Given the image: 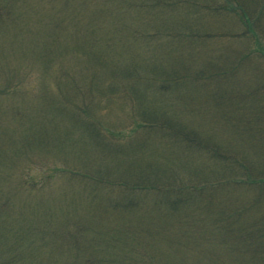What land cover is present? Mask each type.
I'll list each match as a JSON object with an SVG mask.
<instances>
[{"label": "trees", "instance_id": "trees-1", "mask_svg": "<svg viewBox=\"0 0 264 264\" xmlns=\"http://www.w3.org/2000/svg\"><path fill=\"white\" fill-rule=\"evenodd\" d=\"M33 1L37 0H19L18 4L14 0L4 5L0 13L2 25L19 21L24 26L27 9L33 13H28L30 17L39 15L29 4ZM46 1L51 12L41 16L45 20L40 27L43 33L36 38L64 33L69 28L64 24L63 10L76 8L78 15L70 16L74 22L70 23L73 37L65 36L73 44L45 45L38 53L40 66L47 68L56 54L62 59L73 51L84 55L91 69L80 73L82 83L76 82V77L68 71L60 70L64 75L60 85L63 98L52 97L54 103L49 100V110L43 114V121L49 125L52 122L53 126L31 120L26 110L14 109L20 127L10 139L11 148L7 152L0 148V172L3 167L15 166L18 153L12 147L18 148L17 152L30 147L29 137H46L57 129L63 132V137L77 136L79 140L59 141V146H70L86 159L79 163L78 169L58 170L69 172L68 177L79 186L83 197L89 198L85 209L89 217L73 216L75 212L66 207L68 203L79 202L74 194L56 203L65 206L61 215L59 209L42 203L40 198L37 201L27 198L26 208L20 204L19 215L9 216L10 212L14 213L16 198L1 187V253H12L8 256L11 264H21L15 250L22 251L27 264L34 254L45 252L52 256L55 249H60L58 259H47L45 264H62L60 258L66 254L72 255L70 264H187L191 257L182 260L183 243L174 236L176 233L168 232V221L161 223L147 215V220L139 223L148 225L151 237L165 238L163 247L150 242L146 230L129 238L126 233L130 242L127 246L134 247L132 254L113 252L118 247L123 249L126 240L114 232L106 233L110 212H105L108 218L103 229L104 223L106 228L103 234L99 233L100 208L114 213L117 210L118 218L112 219L124 227L128 221L124 217L134 214L140 209L142 199L155 192L158 201L169 206L166 215L172 209L177 217L176 206L181 199L192 204L196 213L203 201L216 196L204 209L209 208L218 219L217 235L224 241V248L231 249L233 263L264 264V0H60L63 5L55 4L56 0ZM107 21V27H113L116 37L129 36L140 43L143 53L140 61L133 58L121 61L120 54L112 52L116 58L112 57L107 49L97 46L106 39V32L101 38L93 33ZM74 34L81 36L77 40ZM125 49L132 51L131 45ZM119 80L129 81L126 96L137 102L135 108L139 113L132 123L114 132L120 136L131 127L132 133L138 134L110 141L114 132L103 125L100 112L95 111L100 106L106 110L103 102L97 103L98 97L108 101L110 94L117 93L109 81ZM89 91L95 95L94 100L88 97ZM181 102L184 109L178 104ZM59 118L67 120L69 127L57 126ZM6 130L0 129L4 135ZM226 139L232 143H226ZM148 140L154 154L141 162ZM168 143L174 146L173 151ZM177 148H189L196 159L212 161L214 168L196 171L187 155L186 168L175 157ZM229 151L236 155L231 156ZM96 154L101 163L91 167L88 157ZM138 162L141 165L137 166ZM114 172H123L126 175L123 178L128 179L118 181L115 178L121 174ZM3 181L4 173H0L1 185ZM23 181L29 185L30 175ZM187 181L190 184L183 187L182 183ZM208 181L209 184H204ZM212 181L217 182L211 184ZM176 184H181L178 191ZM115 185L122 190V196L118 195L116 207L109 209L102 191ZM200 253L198 260L203 258ZM212 257L206 258H220Z\"/></svg>", "mask_w": 264, "mask_h": 264}, {"label": "rangeland", "instance_id": "rangeland-1", "mask_svg": "<svg viewBox=\"0 0 264 264\" xmlns=\"http://www.w3.org/2000/svg\"><path fill=\"white\" fill-rule=\"evenodd\" d=\"M11 1L14 0H0V13L2 12V7L4 5L7 6ZM15 1H17V4L19 3V0ZM46 2V0H37L36 2L33 1L32 3H29L33 6V8L39 15L30 17L29 14L33 15L32 11L29 9L25 10L24 22H26L27 20V23L24 26L22 22L18 21L19 23H12L4 27L2 25L3 23L0 22V129H7L6 131H8L7 135H4L3 131H0V148H4L6 152L11 148L9 146L10 139H12L13 137L12 135H16L20 127V123L16 118L14 109L17 108L26 110V113L30 114L31 120H34L36 122L40 121V124L45 125L47 122L45 120L43 121V114H46L47 110H49L47 108L51 103H54L52 97L61 96L60 99L63 98V92L61 91L60 85L62 83V80H64V75L60 73V70L68 71L70 74L76 77V82L77 80H79L80 83H82L83 78L80 77L82 76L80 73L87 72L91 69V66L87 64L85 60L86 57L84 55H76L75 53H73V51L62 59L58 58V55L56 54V56H54L53 58V61H50V63H48L50 66H48L47 68H45L44 65L40 66L41 58L38 56V53L43 51L45 45L50 46L61 44L69 47L71 44H73V42L71 44L69 43L71 38H66L65 36L71 35V37H73V34L71 32L73 30H71L72 27L70 26V23L74 24V22H72V20L70 21V16L74 14L78 15L75 10L76 8H70L71 11H68L67 9L63 10V13H65L66 17L64 24H68L69 28H67L64 33L56 32L52 36H43L41 39L36 38L38 34L43 33V29L40 27L45 24V20H43L41 16L43 14H48L51 12L48 8H46ZM56 2L54 3L58 5H63L64 3L60 0H56ZM70 4L71 3H69V5ZM23 9L25 8L23 7ZM108 24L109 22L107 21V24L98 29L103 25L100 24L99 27L97 26L95 33H93L95 36L101 38V34L106 32L104 34V36H107L106 39L98 42L97 46H100L103 49H107L109 54L112 52L120 54L121 61H128L132 58L135 61H140L141 56H143L140 43L134 41L129 36L116 37L115 33H112V31H114L113 27H107ZM25 26L27 27L24 29ZM75 36L78 40L79 36L81 35ZM128 45H131V52L125 49ZM131 54H133L132 57H130ZM110 56L115 57L113 54H110ZM128 83L129 81L126 80L109 81V84L115 91H117V93L110 94V98L108 101L111 102L109 104L107 100H101L102 98L100 97H98L97 100V103H99V101L103 102V107H106V110H103L102 106H100L99 108H97L98 110L96 109L95 113L100 112L99 118H101L100 120L102 121L103 125L111 128L113 132L114 130H120L132 123L139 113V111L137 112L138 109L135 108L137 102H133L126 96L127 94L125 91ZM88 95V97H91L94 100L95 95L92 92L89 91ZM80 98L81 97H79V99ZM49 100L52 102L50 103ZM123 102H125L126 104H124ZM178 104L183 109L185 108L183 106V102ZM65 107L67 106L64 105V108ZM59 124L63 125L64 128H67L65 126L69 127V123L64 118H59L56 120V125L58 126ZM47 126L51 127L53 126V123L51 122L50 125L48 124ZM132 130L134 131V129L131 127L127 128L123 131L126 133H123L120 136H117L118 133L114 132V136H110V141H114V139L119 140L118 138L121 137L125 138L129 134L131 135V137L133 136V133L134 136L138 134L137 132L132 133ZM113 132H110V134ZM49 135H46V137H29L28 140L31 142L29 143L30 147H26L23 149V151L20 152H17L18 148L12 147L13 151L15 150V154L18 153L16 154L17 157H15L17 159H15L16 164L13 168L10 166L3 167V171L0 172L4 173V181L2 182V185L0 184V188H7V191L9 193L12 192L10 194L15 196L16 198L14 202L15 205H13L15 208L13 209L14 213L10 212L9 216H18L19 211L17 207L20 204H23L26 208L25 204L27 202V198H31L35 201L40 198V200H42V203L44 202L46 204H49L51 207L59 209V215H61L63 210L65 209V206L58 205L56 203H59V201H61L62 199L74 194L79 199V202H74L71 204L68 203V206L66 207L71 212H75L74 214H72L73 216L85 215V218L88 219L89 216L85 212V209H88L87 206L89 203V198L86 199L83 197L80 190L78 189L79 186L75 184L73 179L68 177L70 175L69 172L66 173L64 171L61 172V170H58L61 168L70 170L72 167H76V169L81 167V164L79 163L86 159V157L82 153H79L78 150H74L67 145H64L63 147L59 146V141H65V143H69V141H76L79 139L77 136L63 137V132H60V130L58 129L57 131H53L52 135ZM226 143H232V140L226 139ZM147 145L148 147H146L145 151L141 153L143 154L141 156V158H143L141 162L148 161L149 156L153 153L151 152L152 143L150 142V140L147 141ZM167 145L169 146V149H172L173 151L174 146H171L169 143ZM148 148L150 151H147ZM189 150V148H183V150L181 148L175 149V157L178 161H181L183 163V166H186V168L188 166L186 165L188 160H186L185 158V156L187 155L190 159H192L190 166H192L193 169L196 168V171H201V169L204 167H208L206 170L210 171V167L212 169L214 168V164L212 161H206L205 159H200L199 161V159H196L197 156L192 155L193 151L189 152ZM229 152L231 156L236 155L231 151ZM97 156L98 154H96L95 157L89 155L88 163L91 167H93V165L94 167H97L101 163V160L97 158ZM124 157H122V159ZM86 162L87 161H85L84 163ZM138 165H141L140 162H138L137 166ZM185 171L186 169H184L182 173H184ZM114 173L115 175H119L120 172ZM120 174L121 178L119 177L115 179H118V181L121 179H128L123 178L126 177L123 172H121ZM29 175L30 184L27 185L24 183L23 179L24 177ZM209 182L210 181L205 182L204 184H209ZM215 182L217 181H212L211 184H214ZM177 184L176 190L178 191V186H181V184ZM189 184L190 183H188V181L187 183H182L183 187ZM195 184L201 185L199 183ZM121 191L122 190L120 188H117L116 185L115 187L108 188L102 191V199L105 201V203L107 201L106 206L109 209L111 207H116V204L114 203L117 200L118 195L122 196ZM228 196L231 198L233 195ZM170 197L171 199L173 198L172 195H170ZM215 197L216 196H211V199L208 202L203 201L201 203L202 207L200 206L201 208L198 209V212L196 213L194 212L195 209H193L194 206H192V204L187 201H182L181 199V203L177 204L176 206L178 212L177 217L176 211L173 212L172 209H169L170 214L168 216L166 215L167 204L164 203V205L162 204L163 202H159L158 196L154 192L151 197L149 194L147 197H145V199H142L139 207L140 209L133 212L134 214H130L124 217L128 219V221L126 222L127 226L124 227L121 222H114L112 219V217L118 218L119 216V213L116 212V209L114 213V211L100 208V214L97 215V220L101 219L99 233L103 234L104 229L106 228V224L104 223L105 228L103 229V222L106 217L108 218V213L105 212H110V217L108 218L110 224L107 228L108 231H105L106 233L114 232L120 239H125L126 241L124 248L130 243L128 242L129 239H127L126 233L128 234L129 238L141 233V230H146L149 235V241H155V246L163 247L165 245V238L159 236L157 239H155V236L153 235L152 238L149 232L148 225L139 224L142 223L143 220H147V215H149L153 218H157L161 223L165 221L169 222V226L167 227L168 232L176 233V235L174 236H177L178 240L183 243L182 246L180 245L181 247H183L181 250L182 260L184 261L191 257V259L187 260V264H234L233 262L235 257H231L233 256L231 249L229 248V246H226V248H224V241H222L221 237H218L217 235V228L220 225L218 219L213 217L212 214L214 213H212L209 208H207L206 210L204 209L205 205H210L212 198ZM167 207L169 208V206ZM147 209L148 211L146 213ZM140 219L142 220L140 221ZM11 220L7 223H11ZM178 221L180 223L177 226ZM155 246H153V250L156 249ZM124 248H115L113 252H118L119 254H132L134 251V247H132L131 245L127 246L126 249ZM198 251L201 252L200 254L203 257L201 260L197 259L199 257ZM1 252L2 250H0V264H11L9 262L8 256L12 255V253ZM52 252H55L52 256H47L48 254L45 252L34 254V258H29L27 260V264H45L47 259H58L60 249L52 250ZM14 253L16 258H19L21 260V264L26 263V261L24 262L25 258L22 251L15 250ZM208 256H213L212 258L220 256V258L219 260H210L206 258ZM60 259L62 261V264L72 263V255L70 254L64 255ZM159 259L161 260V257ZM196 259L198 260V262L195 261ZM162 264L165 263L162 262Z\"/></svg>", "mask_w": 264, "mask_h": 264}]
</instances>
